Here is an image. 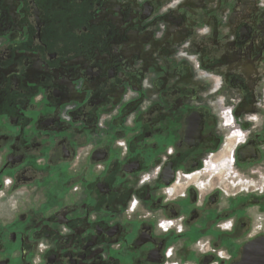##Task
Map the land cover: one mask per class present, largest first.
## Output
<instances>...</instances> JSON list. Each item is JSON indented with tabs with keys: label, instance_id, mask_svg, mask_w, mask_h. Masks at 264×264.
Segmentation results:
<instances>
[{
	"label": "flooded vegetation",
	"instance_id": "af4514ba",
	"mask_svg": "<svg viewBox=\"0 0 264 264\" xmlns=\"http://www.w3.org/2000/svg\"><path fill=\"white\" fill-rule=\"evenodd\" d=\"M121 1L0 0V264H264V127L238 120L264 73L258 14ZM158 24L167 66L141 68L126 46ZM180 37L200 71L261 64L212 91L239 95L219 161L218 106L169 69Z\"/></svg>",
	"mask_w": 264,
	"mask_h": 264
},
{
	"label": "rangeland",
	"instance_id": "374dc122",
	"mask_svg": "<svg viewBox=\"0 0 264 264\" xmlns=\"http://www.w3.org/2000/svg\"><path fill=\"white\" fill-rule=\"evenodd\" d=\"M121 0H119L120 2ZM134 1V0H132ZM136 4H138V6L141 7V11L143 10V8L149 6V10L150 13L152 11V15H161L162 13H164L166 11V6H170V7H177L178 5V1L177 0H149V4L147 3H142L145 0H136ZM164 1V3H163ZM190 4L193 3L194 6L196 7H208V8H212V7H222L223 8V12H231L233 14V11H235V9L240 10L241 8L249 9V11L255 10V13L258 14V21H255L254 23H251V27H254V31H259L262 30L260 32L264 33V2H262V0H189ZM122 6H128L129 4V0H122L121 1ZM179 6V5H178ZM190 6V5H189ZM193 6V7H194ZM230 13V14H231ZM116 15V14H114ZM119 16V15H118ZM148 16V15H147ZM230 16V15H229ZM147 18V17H146ZM253 18V17H252ZM149 19V16H148ZM257 20V19H255ZM159 26V27H158ZM234 26V25H233ZM162 28H164L163 25L158 24L156 27H154V30H156L155 33H153L152 31V35L150 34L149 30L148 32H146L143 35H139V36H135V39L131 42V45H127L126 46V51L127 53L130 54H134L136 55V57L138 58V62L139 61H144V60H149V65H153L156 67V69H160L162 66L166 67L167 64H165V62L161 61V56L164 55L163 53V49L166 50V46H163V41H161V35H162ZM260 28V29H258ZM173 36V35H172ZM171 39V38H170ZM180 41H182V43L186 42L185 46L183 47H171L173 49L172 53V58L173 60L171 61L170 65H169V69L172 70L174 68H177V66H182L183 70H185L187 73H193V76L191 78L188 79H184L180 84L181 87H191V88H200L201 90V99L203 102H208L215 104L216 106H218V119L221 125V128L224 130L223 134L225 135V140L224 143L222 144L221 148L219 149V153L216 154V159L219 161L221 160L220 157V152L224 151V153H228L231 145L230 143L233 142L231 140H229V137L232 133L235 132V130H231V128L226 127L224 125V122L222 119H227L226 115L224 114V112L233 110V107L236 106V100L238 99L239 95H234L233 98L227 94L226 91H223L222 93H213L212 91H215V89L217 88L218 81H221V79L223 78V76H225V72L226 70H229L230 68H232L234 65H238L241 69L246 70V66H250V71H249V76L248 74L246 76H248L249 81L252 82H256L257 81V73H258V68L261 65L259 63V61L257 62H252L249 63L248 65L243 63V64H236V63H232V67L226 65L225 67L215 71H206V70H201L199 69L198 63H197V50L196 47L194 45H188L189 41L185 40L183 37L179 38ZM192 40V39H191ZM160 41V42H159ZM178 44V42H173ZM193 44V43H192ZM170 49V48H168ZM179 50H183V52H179ZM238 49L234 48V47H225L223 48V54H231L233 53L235 58L236 55H238L237 52ZM199 51V50H198ZM264 52V50H263ZM143 59V60H142ZM258 60V58H256ZM141 64V65H140ZM138 66H142L141 68H144V63L143 62H139ZM247 79V80H248ZM170 81H174V78L170 77ZM208 87L209 90H204L203 87ZM211 88V89H210ZM257 88V92L255 95H248V108L244 109V112L242 115H240L238 120H248L249 115H255V117L258 119V124L256 123L255 125V129L258 128L259 130L261 128L264 127V73H262L261 76V80L258 82V85L256 86ZM211 91V92H210ZM256 90L254 89L253 92H255ZM235 115V113H234ZM233 115V116H234ZM108 118L111 116L106 115ZM231 116H229L228 120H227V124L230 126L231 123ZM255 129L250 128L249 131L247 132L248 134H250L251 131H254ZM233 140V138H232ZM239 140H243L242 137L237 138L234 140V144L237 145L240 141ZM228 142V143H227ZM228 145V146H227ZM223 153V155H224ZM227 156H230V154L228 153ZM264 162V161H262ZM216 163V162H215ZM262 165V164H261ZM261 165L258 166H253V167H249L248 169H246L243 172L237 173L235 171V174L238 176V179H236L234 181V183H237V181L239 180V182L246 184V182L248 181L249 183L254 182L252 181V179L250 178V175L252 174V172H256L257 170L260 171L261 169ZM211 166V164L209 165ZM208 166V167H209ZM260 166V167H259ZM262 170V169H261ZM212 176V179L214 178V180L216 179L217 176H221V174L216 175V172L214 171L213 173H210ZM227 173H225V175L223 176L224 179L222 181H227V179L225 180V178H227ZM264 172L259 173V181L255 182V188L261 187V183L263 180L264 183ZM263 178V179H262ZM253 187H251L252 189ZM250 189V190H251ZM254 189V188H253ZM135 204V202H134ZM133 204V205H134ZM132 207L130 208V213L132 211Z\"/></svg>",
	"mask_w": 264,
	"mask_h": 264
},
{
	"label": "built area",
	"instance_id": "2783aa9c",
	"mask_svg": "<svg viewBox=\"0 0 264 264\" xmlns=\"http://www.w3.org/2000/svg\"><path fill=\"white\" fill-rule=\"evenodd\" d=\"M227 113H228V117L231 116V112L230 111H227V112H224V114L226 115V117H227Z\"/></svg>",
	"mask_w": 264,
	"mask_h": 264
},
{
	"label": "clouds",
	"instance_id": "9594fccd",
	"mask_svg": "<svg viewBox=\"0 0 264 264\" xmlns=\"http://www.w3.org/2000/svg\"><path fill=\"white\" fill-rule=\"evenodd\" d=\"M262 2H264V0H262ZM204 31L206 32V31H207V29H204Z\"/></svg>",
	"mask_w": 264,
	"mask_h": 264
},
{
	"label": "snow or ice",
	"instance_id": "6c2138e0",
	"mask_svg": "<svg viewBox=\"0 0 264 264\" xmlns=\"http://www.w3.org/2000/svg\"><path fill=\"white\" fill-rule=\"evenodd\" d=\"M252 119H255V117H252Z\"/></svg>",
	"mask_w": 264,
	"mask_h": 264
}]
</instances>
